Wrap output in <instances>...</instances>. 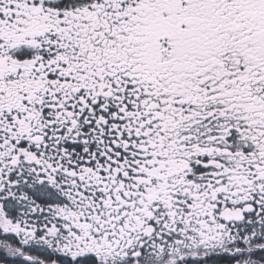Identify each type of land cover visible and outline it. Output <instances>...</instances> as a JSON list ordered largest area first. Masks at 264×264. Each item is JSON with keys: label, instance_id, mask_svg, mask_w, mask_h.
<instances>
[{"label": "snow or ice", "instance_id": "1", "mask_svg": "<svg viewBox=\"0 0 264 264\" xmlns=\"http://www.w3.org/2000/svg\"><path fill=\"white\" fill-rule=\"evenodd\" d=\"M0 264H264V0H0Z\"/></svg>", "mask_w": 264, "mask_h": 264}]
</instances>
